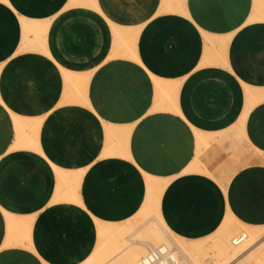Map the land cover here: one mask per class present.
Segmentation results:
<instances>
[{"label":"crops","instance_id":"crops-1","mask_svg":"<svg viewBox=\"0 0 264 264\" xmlns=\"http://www.w3.org/2000/svg\"><path fill=\"white\" fill-rule=\"evenodd\" d=\"M179 2L0 0V264H82L98 221L141 210L147 175L169 181L160 211L182 238L227 214L264 226V18L255 0ZM55 167L79 201L55 200Z\"/></svg>","mask_w":264,"mask_h":264},{"label":"bare ground","instance_id":"bare-ground-1","mask_svg":"<svg viewBox=\"0 0 264 264\" xmlns=\"http://www.w3.org/2000/svg\"><path fill=\"white\" fill-rule=\"evenodd\" d=\"M166 2H167V0H166ZM178 3H180L179 0H178ZM172 8H174V6ZM179 9L182 10L183 8L181 6H179ZM253 11L254 12H252V13H254V14L251 15L250 20L264 18V0H255V7H254V10ZM32 23L35 24L34 21H32L31 24ZM32 25L30 26L31 28H33ZM37 26H35V28ZM28 27H29V24H28ZM30 27H29V30H30ZM33 30H34V28H33ZM30 31H32V29ZM115 36L116 37H119L120 36V39H122L123 36H125V35L122 36V34H121V35H115ZM224 38H226L224 40V44H227L230 37L228 36V37H224ZM120 39H118V40L121 41ZM135 39H136V35H134V38H129V41L127 39H124L121 42H123L125 44L128 41V43H126V47L128 48L129 55H131L135 59H138L137 58V55L135 54L136 52H134V48H136L135 45H134V42H135L134 40ZM126 47H125V49L127 50ZM122 53L123 52H121V55H122ZM69 74H71V73H67V75L65 74V76L68 77ZM155 79H156V77H155ZM157 84H158V87L160 89V93H162V95H164V96H167L168 95L169 97H171L170 96V93H171L170 90L172 88H174V87L176 88V86H177V84H175V83H168L167 80L165 82V81H163L161 79H158L157 80ZM86 96H87V94H86ZM256 103H257V101H256ZM167 107H169V106H167ZM245 115H243V117ZM243 119H245V118H243ZM242 123L244 124V122H241L240 125ZM112 132H114V131H112ZM106 133H107V131H106ZM199 133L201 134V132H199ZM121 134L124 135V133H121ZM197 138H201V137H197ZM18 140H19V138H18ZM198 140H200V139H197V141ZM16 142H18V141H16ZM200 148H202V147L200 146ZM201 150L202 149H198V151H201ZM199 164H201L200 166H202V167L201 168H197V170L198 171H201L203 173L207 172V170L205 169L204 165H202V163L200 161H199ZM194 167H195V165H194ZM55 168H56L57 176L61 175V177H62V179H58L59 183L61 182L60 185L61 186L62 185L67 186L68 185L67 187H68V190L69 191L68 190L67 191L69 193H65L66 194V198L65 199H68V200L69 199L70 200L75 199L76 201H79L78 196H77V186L79 185V183H78V176H75V177L72 178V177L68 176V174L65 173L64 170L62 171L58 167H55ZM146 177H147V186H146L147 187V191L150 190L152 187L153 188L160 187L162 189H160L159 191H156V192H148V194L146 196V200L144 201L143 207H141V210L138 212V214L136 216H134V218H132L131 220H129L127 222H123V223H114L113 222V224H109L108 222L107 223H103V221L101 223H98V224L101 225V226H99L100 228L98 230V235H99V237H98V245L95 248L94 252L91 254V256L83 264H95L96 261L102 260L103 258H106L107 256H108L107 259L110 260V261L113 260V258H115L117 256L118 261H117V259H115L117 262L114 261L115 263H112V264H136L138 262V260L140 258H142V254L141 253H143L144 250H140V249H138L136 247H133L131 250H129L128 247H131V246L130 245H126V248L128 249V253L126 252V254L125 255H122V256H121V254L117 255L118 249L120 251V248L123 247L126 244L125 243L126 240H125V242H123V241L127 237H129V240H132L133 242H136V241L139 240V241H145V242L149 243V244H147V246L149 245L148 251L150 249H153V248L157 247V246L166 245V246L172 247L177 252L178 249L176 250L173 247L171 240L168 238V235L166 234V232L164 231V229L160 225H158L157 223L156 224H154V223L153 224H150V225H148L146 227V231H147V234H148L146 236H148L150 238L148 240L147 239H144V240L143 239H136V238L132 237L130 234L127 235V233H128L129 230L132 233L133 231H135L137 229L140 230L141 229L140 226H146L145 223H144L145 220H147L152 215L154 217H156L159 222L163 221V223L161 222L160 224H163L164 225V226L163 225L162 226L165 229H167V231H169V233L173 237H175L174 238L175 240H177L178 238L185 240L183 243H181V244H179L177 246H179V248H181V250H183V251L185 250L184 252H185L186 256L189 258V260L191 261V264H217V263L223 262L224 259L228 256V254L231 251H233V247H235L237 244H239V242L241 241V239L243 237H245L246 235H248V233H250V231L253 230V226L244 224V223L240 222L239 220H237L234 216H232L230 214L229 215L227 214V217L225 218V220L223 221V223L221 224V226L213 234H211V235H209L207 237H204V238L196 239V240H188V239L182 238V237L176 235L175 233H173L169 229V227L166 225V223H165V221H164V219L162 217L161 211H160L161 196H162V193H164V189L166 188L165 187L166 185H164L163 183H159L157 181V178H155V177H152L150 175H147ZM56 194H58V193H56ZM148 197H149V199L151 200L152 203H150ZM75 200H72V201L75 202ZM150 219L151 218H149V220ZM15 220L14 219L13 220L11 219L9 221L11 222V224L12 223L13 224H19V223L15 222ZM31 220L32 219L30 218V220H28V223ZM104 222H106V221H104ZM133 222H136L137 225H139V223H140V225L137 226V225L133 224ZM26 223H27V220H26ZM30 226H32V223L30 224ZM27 228H28V226H27ZM241 228H243L244 230L242 229L243 231L240 233L239 230ZM30 230H29V232H30ZM131 230H133V231H131ZM11 231L12 232L13 231H15V232H19L20 231L19 235L21 234V237L19 239H17V242L18 243H21V244H24V245H26L29 248L32 247L31 246V240H30L31 237H30V234L27 233L28 231L27 232H25V231L23 232V228H20L18 230H10L9 232H11ZM159 232H162V233H159ZM209 237H210V240H209ZM105 238H109V241L111 242V244H110V246L108 248V250L110 252L108 253V255L106 257H104L105 255H101V253H102L101 252L102 251L101 249H103L102 246L103 247L104 246L106 247V245H102L101 247H99V245H101V242ZM157 239H158V241H156ZM151 240L154 241L155 244H157V246H153V248H150V242H151ZM194 241L199 242L203 246V249L196 248V247L192 246V244H193ZM143 245L144 244H142L140 246L142 247ZM106 249H107V247H106ZM125 250H124V252H125ZM119 251H118V253H119ZM176 256H178V254ZM254 262H256V261H254ZM254 262H252V263H254ZM179 263H180V260L178 259V263L177 264H179ZM186 264H190V263H187L186 262Z\"/></svg>","mask_w":264,"mask_h":264},{"label":"rangeland","instance_id":"rangeland-1","mask_svg":"<svg viewBox=\"0 0 264 264\" xmlns=\"http://www.w3.org/2000/svg\"><path fill=\"white\" fill-rule=\"evenodd\" d=\"M182 11H184V8L182 9ZM121 34L122 33L119 32L118 30L115 31V35H121ZM134 35H136V32H131V33L125 35V36H123V34H122V36H123L122 39H120V36L117 37V38L120 39L121 41H123L124 39H127L129 41V38H134ZM128 41L126 43H128ZM126 43H125V45H126ZM64 72H65L66 75H67V73H70L67 70H64ZM247 94L249 96H251V92L249 90L247 91ZM261 94H263V96L262 95L261 96L264 98V93L262 92ZM16 122H17V124L21 125V121L20 120L18 122V120L16 119ZM17 129H19V128H17ZM20 129L22 130L21 132H23V129L22 128H20ZM32 131H33V133L38 132V129L36 127V124H35V128H33ZM58 179H62L61 175L58 176ZM157 181L159 183H163L166 186L169 183V181L167 179H158L157 178ZM160 189H162V188H160V187L153 188L152 187L150 190L147 191V194H148V192H156V191H159ZM60 198L61 199H65L66 198V194L63 195V196L60 195L59 197L56 196V199L55 200H58ZM148 199H149V197H148ZM149 201H150V203H152L150 199H149ZM149 218H151V219L149 220ZM149 218L147 220H145V222H144L146 226H140L141 227L140 230L139 229H137L135 231L131 230V231H133L132 233L129 230L128 233H127V235L130 234L132 237H134L136 239H143V240L144 239H147L148 240L150 238L148 236H146V235H148L147 234V231H146V227L148 225H150V224H153V223L156 224L157 223L158 225H160L164 229V231L168 235V238L171 240L173 247L176 250L178 249L176 253L178 254V259L180 260V263L179 264H186V262L191 264V261L189 260V258L186 256V254L184 252L185 250L183 251V250H181V248H179V246H177V245L183 243L185 240L184 239H180V238H178L177 240H175L174 239L175 237H173L169 233V231H167V229H165L163 227L164 225L163 224H160L161 222L163 223V221L159 222L157 220V218L154 217L153 215L150 216ZM98 223H101V222L98 221ZM10 224H11V222H10ZM133 224L137 225L136 222H133ZM139 225H140V223H139ZM139 225H137V226H139ZM99 226H101V225L98 224V230L100 228ZM22 227H23V223H20V224H13L12 223L10 225V230H18V229H20ZM242 229L243 228H241L239 230L240 233L244 230V229L243 230ZM159 233H162V232H159ZM127 238H125L124 241H123V242H125V240H126V242H125L126 244L123 247L120 248V251L118 249L119 253L117 251V255H119V254H121V256L122 255H125L126 252L128 253V249L131 250L133 247H136V248H138L140 250H144V252L141 253L142 254V257L148 252L149 245L147 246V244H149V243H147L145 241H139V240L136 241V242H133L132 240H129V237H127ZM209 240H210V237H209ZM156 241H158V239ZM110 244H111V242L109 241V238H105L101 242V245H99V247H101L102 245H106V247H107V249H106L105 246L104 247L102 246L103 249H101L102 250L101 251L102 252L101 255H105L104 257H106L108 255V253L110 252L108 250ZM142 244H144V245L141 247L140 245H142ZM126 245H130L131 247H128V249H127L126 248ZM153 246H157V244H155V242L151 240V242H150V248H153ZM192 246H194L196 248L203 249V246L199 242H197V241H194L193 244H192ZM124 250H125V252H124ZM107 257L106 258H103L102 260L96 261L95 264H112V263H115V262L118 261L117 256L115 258H113V260H111V261L108 260ZM115 259H117V261ZM254 261H256V262H254ZM252 262H254L255 264H264V226H253V230L250 231V233H248V235H246L245 237H243L241 239V241L239 242V244H237L235 247H233V251H231L228 254V256L224 259V261L221 262V263H217V264H254Z\"/></svg>","mask_w":264,"mask_h":264},{"label":"built area","instance_id":"built-area-1","mask_svg":"<svg viewBox=\"0 0 264 264\" xmlns=\"http://www.w3.org/2000/svg\"><path fill=\"white\" fill-rule=\"evenodd\" d=\"M176 251L169 246L160 245L150 249L136 264H177Z\"/></svg>","mask_w":264,"mask_h":264}]
</instances>
